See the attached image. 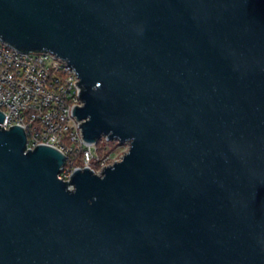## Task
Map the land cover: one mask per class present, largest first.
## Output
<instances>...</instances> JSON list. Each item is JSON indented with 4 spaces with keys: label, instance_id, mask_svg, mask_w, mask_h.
<instances>
[{
    "label": "water",
    "instance_id": "obj_1",
    "mask_svg": "<svg viewBox=\"0 0 264 264\" xmlns=\"http://www.w3.org/2000/svg\"><path fill=\"white\" fill-rule=\"evenodd\" d=\"M77 71L101 172L0 124V264H264V0H0ZM5 114L0 109V123Z\"/></svg>",
    "mask_w": 264,
    "mask_h": 264
},
{
    "label": "built area",
    "instance_id": "obj_2",
    "mask_svg": "<svg viewBox=\"0 0 264 264\" xmlns=\"http://www.w3.org/2000/svg\"><path fill=\"white\" fill-rule=\"evenodd\" d=\"M76 69L50 51H24L0 36V109L4 128L22 126L27 148L47 144L64 152L67 159L59 177L69 180L78 168L109 163L97 152L98 142H86L74 114L83 105L82 86ZM81 158L82 165L77 163ZM93 169V168H92Z\"/></svg>",
    "mask_w": 264,
    "mask_h": 264
},
{
    "label": "rangeland",
    "instance_id": "obj_3",
    "mask_svg": "<svg viewBox=\"0 0 264 264\" xmlns=\"http://www.w3.org/2000/svg\"><path fill=\"white\" fill-rule=\"evenodd\" d=\"M99 147L100 148L106 147L105 151H103V152L108 153L104 157H105V160L107 161V163H109V164L115 162L116 160L121 159L122 156L128 150V144L126 142L121 143L118 140H109L106 137H101L99 139ZM99 155L102 156L103 154H99ZM91 165H92L91 167L93 169L98 170L99 166L97 163H92Z\"/></svg>",
    "mask_w": 264,
    "mask_h": 264
},
{
    "label": "trees",
    "instance_id": "obj_4",
    "mask_svg": "<svg viewBox=\"0 0 264 264\" xmlns=\"http://www.w3.org/2000/svg\"><path fill=\"white\" fill-rule=\"evenodd\" d=\"M105 148H106V147L100 148V147H99V142H98L97 152H98L99 154H103V155L108 154L107 152H105V153L103 152V151H105ZM100 151H101L102 153H101ZM77 163H78L79 165H82V164H83L82 159H81V158L77 159Z\"/></svg>",
    "mask_w": 264,
    "mask_h": 264
}]
</instances>
